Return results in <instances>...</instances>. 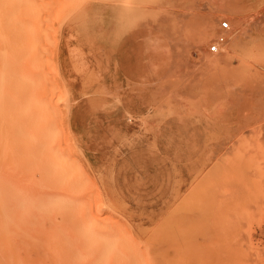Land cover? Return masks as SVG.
I'll return each mask as SVG.
<instances>
[{
  "label": "rangeland",
  "instance_id": "374dc122",
  "mask_svg": "<svg viewBox=\"0 0 264 264\" xmlns=\"http://www.w3.org/2000/svg\"><path fill=\"white\" fill-rule=\"evenodd\" d=\"M28 1L35 9L50 1L59 15L45 6L51 19L42 17L45 8L29 16L26 0H0V264H264V0ZM36 18L51 25L49 45ZM27 19L48 67L31 52ZM223 20L226 45L210 53ZM40 41L51 48L41 51ZM44 95L58 109L59 134L48 131L45 109L54 107L39 106ZM245 123L242 139L237 128ZM49 150L53 163L68 156V173L73 159L80 172H70L91 188L70 173L60 181ZM73 181L79 189L68 188ZM83 189L97 195L87 201H97L104 218L122 225L121 236L114 232L121 241L101 235L114 250L105 237L95 243L100 232L89 236L79 212L88 217L93 208L83 209ZM73 192L82 206L68 201Z\"/></svg>",
  "mask_w": 264,
  "mask_h": 264
},
{
  "label": "bare ground",
  "instance_id": "6f19581e",
  "mask_svg": "<svg viewBox=\"0 0 264 264\" xmlns=\"http://www.w3.org/2000/svg\"><path fill=\"white\" fill-rule=\"evenodd\" d=\"M14 1H15V0H14ZM23 1H25V0H23ZM34 1H36V0H34ZM37 1H38V0H37ZM44 1H45V0H44ZM47 1H48V0H47ZM47 1H46V2H47ZM52 1H53L54 3H56V4L59 3L58 0H56V1H55V0H51V2H52ZM59 1H60V0H59ZM66 1H67V0H66ZM66 1H64V2H66ZM136 1H138V0H136ZM146 1H147V0H146ZM17 2H18V0H17ZM21 2H22V0H20L18 3H20L21 6H22V5L24 6V4H22V3H24V2H22V3H21ZM28 2H29V1L26 0V3H28ZM38 2H39V3H37V2H36V3H37V6L39 7L41 4H40V1H38ZM57 2H58V3H57ZM26 3H25V4H26ZM41 3H42V6H43L44 3H43L42 1H41ZM47 3H49L48 6L46 5ZM47 3H45L46 8H47V7H48V8L51 7V8H49V9H52L51 11L55 10L54 8H56V11H55V12H57V14L54 13L53 15H57V16H58V15H59V14H58L59 11L57 10V7H56L57 5H56V6H52V5L50 6V1L47 2ZM66 3H67V2H66ZM69 3H73V1L71 0ZM8 4H9V3H8ZM20 4H19V5H20ZM28 4H29V5H32L30 2H29ZM28 4H26V9H27V5H28ZM6 5H7V4H6ZM29 5H28V7H29ZM60 5H62V4H60ZM67 5H68V4H67ZM69 5H70V4H69ZM42 6H40L39 9L36 8V9H37V10H36V9L34 8V6L32 5L30 8H28L29 10L27 9V11H28L27 13H29L28 15L31 16L30 12H31L32 14H35V13H33L34 9H35L34 12H37L38 10L44 9L45 6H44V7H42ZM63 6H64V5H63ZM63 6H62V7H63ZM41 7H42V8H41ZM52 7H54V8H52ZM21 8H22V7H21ZM21 8H20V9H21ZM31 8H32L33 11L31 10ZM33 8H34V9H33ZM46 8H45L44 12H43V10H42V11H38L40 14H41V12H43V13H42V17H43V14H46L45 11L47 12L46 15H48V13L50 12V10H47L48 8H47V9H46ZM12 9H13V8H12ZM14 9H16V8L14 7ZM23 9H24V8H23ZM23 9H21V10H23ZM24 10H25V9H24ZM30 10H31V11H30ZM38 12H37V14H38ZM60 12H61V11H60ZM24 13L26 14V12H24ZM24 13H23V15H24ZM62 13H63V12H62ZM40 14H39V16H40ZM51 14H52V13H51ZM19 15H20V14H19ZM26 15H27V14H26ZM28 15H27V16H28ZM46 15H45V16H46ZM53 15H50V14H49L48 17L51 16V17H49V18L51 19ZM66 15H68V14H66ZM27 16H25V17H27ZM36 16H37V15H36ZM36 16H35V17H36ZM45 16H44L43 18L46 19ZM2 17H3V16H2ZM35 17H34V18H35ZM48 17H47V21H49V20H48ZM54 17H56V16H54ZM54 17H53V18H54ZM27 18H28V17H27ZM40 18H41V16H40ZM56 18H57V17H56ZM65 18H66V17H65ZM25 19H26V18H25ZM25 19H24V20H25ZM31 19L33 20L32 17H31ZM36 19H37V18H36ZM37 20H38V22H39V21H40V22L43 21V24H42V25H44V20H43V19H41L42 21L39 20V19H37ZM55 20H56V19H55ZM209 20H210V19H209ZM4 21H5V20H4ZM35 21H36V20H35ZM207 21H208V20H207ZM210 21H211V20H210ZM29 22H30V21H29ZM38 22H36L37 25H38V26L41 25V23H38ZM36 23H35V24H36ZM49 23H50V22H49ZM46 24H48V23H46ZM46 24H45V25H46ZM60 24H61V22H60ZM21 25H25V24L22 23ZM31 25H32V24H31ZM31 25L28 24V19H27V28H26V29H28V31H29L30 29H31V31H32V28H30V29L28 28V26L32 27ZM45 25H44V26H45ZM48 25H50V24H48ZM48 25L45 26L46 29H45L44 27H42V28H44L45 30L42 29L41 26H39V27H40L39 30L42 29L43 31H42L41 33H39V34L36 33V34L39 35V37H40V35H41V38H42V39H43V37H44L45 40H47V39L49 38V36L52 35L51 32H53V31H50V33H51L50 35H48L49 33L46 32V33H47L46 36L48 35V38L45 37L44 31L49 30V29H48V27H49ZM35 26H36V25H35ZM35 26H34L33 28H35ZM50 26H51V25H50ZM54 26H55V25H54ZM57 26H58V25H57ZM59 26H60V25H59ZM209 26H210V25H209ZM205 28H207V26H206ZM10 29H11V28H10ZM56 29H57V28H56ZM37 30H38V29H37V27H36L35 32H37ZM50 30H51V29H50ZM18 31H19V30H18ZM20 31H21V30H20ZM25 31H26V30H25ZM31 31H29V34H28V35L31 34ZM33 32H34V31H33ZM33 32H32V36H34ZM39 32H40V31H39ZM48 32H49V31H48ZM7 34H8V33H7ZM36 34H35V36H36ZM26 35H27V33H26ZM42 35H44V36H42ZM1 37H2V34H1ZM36 37H37V36H36ZM39 37H38V38H39ZM30 38L32 39L30 42H32L33 45H32L31 43H30V44H31L32 46H34V47L31 48V52H33L34 55L36 54L35 58L38 57V58H36V59H39L44 53H41L39 50H35V48H36V49H41V46L39 45V43H38V41L36 40V38L34 39V37H31V35H30ZM38 38H37V39H38ZM41 38H40L39 40H41ZM33 40H35V41H33ZM51 40H52V39L49 38V41H48V40L46 41L47 44H48V42H50ZM2 41H3V40H1V42H2ZM43 41H44V40H43ZM46 42L41 43V41H40L41 45H42V46L44 45L43 50H41V51H47V48H49V47L51 46V45H50L49 47H47ZM201 42H202V40H201ZM3 44H4V43H3ZM35 44H36V45H35ZM49 44H50V43H49ZM49 44H48V45H49ZM52 44H53V43H52ZM1 45H2V44H0V47H1ZM37 45H39V46H38L39 48L37 47ZM45 45H46V46H45ZM2 47H3L2 51H4V48H5L4 45H2ZM2 47H1V48H2ZM45 47H47L46 50H44ZM50 48H51V47H50ZM27 49H28V48H27ZM48 50H49V49H48ZM2 51L0 50L1 53H2ZM35 51H36V52H35ZM34 52H35V53H34ZM39 52H40V53H39ZM38 53H39V55H37ZM46 53H47V52H46ZM49 53H50V52H49ZM21 54H22V52H21ZM41 54H42V55H41ZM47 55H48V53H47ZM1 56H2V55H1ZM22 56H23V55H22ZM31 56H32V55H31ZM39 56H40V57H39ZM49 56H50V55L47 56V59H49V58H48ZM32 57H33V56H32ZM45 57H46V55H44L42 58L44 59ZM0 58H1V57H0ZM2 58H3V57H2ZM2 58H1V60H2ZM42 58H40V61H39L40 63H41L42 61H45V60H46V58H45V60H42ZM36 59H35L34 61H32L31 63L35 62ZM0 62H2V61H0ZM36 62H37V61H36ZM46 62H49V61L46 60ZM46 62H45V63H46ZM40 63H39V65H40ZM42 63L44 64V62H42ZM27 65H28V63H27ZM34 65H35V63H34ZM34 65H33V67H35ZM37 65H38V64H37ZM49 65H50V62H49V64L46 63V66H47V67H48ZM1 66H3V62H2V64H1ZM1 66H0V67H1ZM31 67H32V66H31ZM37 67H38V66H37ZM39 67H41V66H39ZM39 67H38V69L40 70ZM43 67L45 68L44 65H43ZM47 67H46V68H47ZM1 68H3V67H1ZM28 68H29V67H28ZM46 68H45V69H46ZM35 69H36V67H35ZM35 69H34V71H35ZM42 69H43V68H42ZM48 69H50V68H48ZM36 70H37V69H36ZM51 70H52V69H51ZM51 70H50V71H51ZM3 72H5V71H3ZM37 72H38V71H37ZM40 72H42V70H41ZM40 72H39V73H40ZM43 72H45V70H43ZM43 72H42V73H43ZM46 72H47V71H46ZM46 72L43 73V74L41 73L43 76L40 74V75H41L40 79H41L42 77H43V78H46V77L48 76V75H47L48 73L46 74ZM51 72H52V71H51ZM28 73H29V72H28ZM54 73H55V72H54ZM35 74H36V76L39 78L38 74H37V73H35ZM35 74H33V75H35ZM20 75H21V74H20ZM29 75H30V74H29ZM29 75H28V76H29ZM45 75H47V76H45ZM28 76L26 77V75H25L24 77H26V78L28 79ZM30 76H31V75H30ZM0 77H1V71H0ZM20 77H21V76H20ZM22 77H23V76H22ZM49 77L51 78V75H50ZM26 78L24 79L25 81H27ZM34 78H35V76H34ZM38 78H37V79H38ZM43 78H42V79H43ZM30 79H31V78H30ZM37 79H35V80H37ZM47 79H48V78H47ZM51 79H53V78H51ZM48 80H49V79H48ZM0 81H1V80H0ZM28 81H29V79H28ZM42 81H43V83H44L46 80L44 81V79H43ZM46 82H50V80H49V81H46ZM52 82L54 83V81H52ZM0 83H1V82H0ZM28 83H32V85H33L32 87H34V84H33V82H31V80H30ZM28 83H26V84H28ZM53 83H52V84H53ZM49 84H51V83H49ZM52 84H51L50 86H52ZM0 85H1V84H0ZM37 85H38V84H37ZM39 85H40V84H39ZM30 86H31V85H30ZM45 86H46V85H45ZM48 86H49V85H48ZM48 86L44 87V89L46 90ZM25 87H26V86H25ZM27 89H28V88H27ZM48 89L50 90L51 88L48 87ZM32 90H33V89H32ZM49 90H46V91H49ZM57 90H58V89H57ZM18 92H19V91H18ZM13 93H15V92L12 91V94H13ZM19 93H20V95H23V94H21V93H22L21 91H20ZM45 94H46V93H45ZM49 94H52L51 91H50V93L47 92L46 95H49ZM15 95H16V94H15ZM46 95H44V96L46 97ZM54 95H55V94H54ZM54 95H53V96H54ZM12 96H13V95H12ZM25 96H26V95H25ZM31 96H32V95H31ZM31 96H30V97H31ZM36 97H37V96H36ZM25 98H26V97H25ZM37 98H38V97H37ZM42 98H43V97H42ZM42 98H41V99H42ZM53 98H54V97H53ZM57 98H58V97H57ZM57 98H56V101H57ZM59 98H60V97H59ZM29 99H30V98H29ZM41 99H39V104H40V102H41V105H39L40 107H41L42 105H44V104H45L44 106H47L48 103L46 104V101H45L46 99H47L48 102H50V100H49V96H47L45 99L43 98V99H44V100L42 99L43 101H41ZM61 99H62V98H60V100H61ZM52 100H53V99H52ZM52 100H51V101H52ZM20 101L22 102V100H20ZM53 101H55V100H53ZM58 101H59V99H58ZM43 102H45V103H43ZM16 103H17V102H16ZM29 103H30V102H29ZM51 104H52V105H51ZM22 105H23V104H22ZM33 105L35 106L36 104H33ZM53 105H54L53 103H50V104H49V107H54L53 110H51V108H49L48 106H47V107L49 108L48 110H46L47 108L45 109V107H44V108L42 107L43 109H42V108H40V109H42V111H44V109H45V113H46V111H47V112H49V115H50V113H51V117H50V118H51V120H53V121H50V120H49V121L51 122L52 129L54 130L55 133H53V130H51V128H50L51 126H50V127L48 126V127L50 128V130H49L48 127H47V128H48V131H50V132L52 131V132H51V135H53V134L56 135V132L59 131V132H58V134H59V133H60V130H59L58 127H57L58 125H57V124H54V123H55V122H54V121H55L54 118H56L55 116H56L57 113H59V112L56 111V110H58V109H55V106H53ZM36 106H37V105H36ZM39 106H38V109H39ZM30 107H31V109H32L31 112H32L33 110H35V108H33L32 106H30ZM56 108H57V107H56ZM259 108H260V107H259ZM6 109H7V108H6ZM4 110H5V109H4ZM49 110H50V111H49ZM9 112H10V111H9ZM53 112H54V113H53ZM56 112H57V113H56ZM35 113H36V112H35ZM40 113L43 114L44 112H40ZM12 114H13V113H12ZM53 114H54V115L56 114V115L53 117ZM13 115H14V114H13ZM33 115H34V114H33ZM36 115H37V114H36ZM46 115H47V114H46ZM39 117H40V116H39ZM48 117H49V116H48ZM249 117H251V115H250ZM35 119H36V118H35ZM44 119H45V118H44ZM56 119H58V117H57ZM45 120H47V119H45ZM242 120H243V119H242ZM248 120H249V118H248ZM57 121H58V120H57ZM37 123H38V122H37ZM44 123H45V122H44ZM52 123L54 124L55 127H57V129H55V127L52 125ZM59 123H60V122H59ZM248 123H249V122H248ZM248 123H245L244 126H240L239 128H237L238 134L240 135V137H241L242 139L244 138V136H243V133H242V130H241V129H242L243 127H246V125H247V127H248V126H249ZM45 124H46V125H47V124L50 125V123H48V122H46ZM56 125H57V126H56ZM41 127H42V125H41ZM43 127H44V126H43ZM45 127H46V126H45ZM8 128H10V127H8ZM35 128H36V127H35ZM47 128H46V129H47ZM0 129H1V126H0ZM39 129H41V128H39ZM46 129H43V131H46ZM41 130H42V129H41ZM56 130H58V131H56ZM248 130H249V129H247V131H248ZM2 131H4V129H3ZM43 131H42V132H43ZM48 131H47V132H44V133H49ZM61 131H63V130H61ZM251 131H252V129H251ZM0 132H1V131H0ZM40 133H41V131H40ZM40 133H39V134H40ZM44 133H42V134H44ZM42 134H41V135H42ZM61 134H62V132H61ZM61 134H60V135H61ZM1 135H2V134H1ZM1 135H0V137H1ZM44 136H46V135H44ZM62 136H64V135H62ZM41 137H43V135H42ZM41 137H40V138H41ZM47 137H49V136H47ZM47 137H45V138L48 139ZM58 137H59V136H58ZM60 137H61V136H60ZM64 137H65V136H64ZM45 138H44V140H45ZM9 139H10V138H9ZM49 139H50V137H49ZM49 139H48V141H49ZM58 139H59V138H58ZM63 139H64V138H63ZM50 140H51V139H50ZM59 140H60V139H59ZM248 140H250V139H248ZM10 141H12V139H10ZM35 141H36V140H35ZM48 141L46 140L47 144H48ZM60 141L62 142V138H61ZM60 141H59V142H60ZM37 142H38V141H37ZM66 142H67V141H66ZM62 143H64V140H63ZM43 144H44V143H43V141H42V145H43ZM58 145H59V144H58ZM62 145H63V144H62ZM65 145H67V144H64L65 149H62L61 144H60V146L55 147V148H59V149H61V150H63V151L65 150L64 152L62 151V153H59V155H60V154L63 155V154L66 153V146H65ZM231 145H232V144H231ZM231 145H230V146H231ZM9 146H10V145H9ZM45 147H46V146H45ZM49 147H50V146H49ZM49 147H48V149H49ZM55 148H54V149H55ZM226 148H227V147H226ZM21 149H22V148H21ZM50 149H53V147L50 148ZM4 150H5V149H4ZM37 150H38V149H37ZM61 150H60V152H61ZM23 151H24V150H23ZM49 151H50V150H49ZM52 151H53V153H52ZM52 151H50L48 154H46L47 156H48V155L50 156V161H51V160H56V159H53V157H56V156H54V154H55V151H57V150L55 149V151H54V150H52ZM13 152H14V151H13ZM58 152H59V151H58ZM58 152H56V154H57ZM67 153H68V149H67ZM67 153H66V155H67ZM51 154H52V156H53L52 159H51ZM7 155H8V153H7ZM16 155H17V154H16ZM59 155L57 154V156H58V157H57V160H60L59 158H61ZM62 155H61V156H62ZM66 155H65V156H66ZM68 155H69V154H68ZM11 156H12V155H11ZM49 156H48V157H49ZM78 156H79V155H78ZM27 157H28V156H27ZM62 157H63V158L61 159V161H64V162H63V165L60 164L61 161H60V162L55 161L54 163H53V161H51L52 165L55 164V165L58 166V168L60 167V169H59L60 172L57 171V172L59 173L57 176L60 177V176L63 175V178H64V175H67V179H70V178H68V175H69V173H70V174H72L71 177L73 176V179H76V181L78 180V181H77L78 186L80 185V183H81L80 186L84 185V184H83V183H85V182H84V179H83V180L80 179L79 176H78L79 174H78V175H75L76 172H75V173H72L73 171H77V173H79L80 171H78V168H79V170H80V167H79L78 165H77L78 167H76V165H74V164H76V163H74L75 161L73 162V165H72V160H73V159H70V157H69V159H70V161H71V162H70V163H71V166H70V164H69L70 167H69V169H68V170H69V173H68V171H67V169H66L67 166H68L67 163H69V162H68V156H66V158H65V160L67 159V162L64 160V156H62ZM73 158H74V157H73ZM13 159H14V158H13ZM34 159H35V157H34ZM48 160H49V159H48ZM74 160H75V159H74ZM80 160H81V159H80ZM15 161H16V160H15ZM15 161H14V162H15ZM65 162H66V164H67V165H65L66 167H64V163H65ZM76 162H77V161H76ZM28 164H29V163H28ZM58 164L61 165V166H59ZM83 164H84V163H83ZM79 165H80V164H79ZM57 166H56V167H57ZM61 167H62L63 169H61ZM71 167H75V168H71ZM83 167H84V166H83ZM20 168H21V167H20ZM84 168H85V167H84ZM22 169H23V168H22ZM22 169H21V171H23ZM47 169H49V168H47ZM71 169H72V172H70ZM75 169H77V170H75ZM62 170L65 171L64 173L67 172V174H63V171H62ZM84 170H85V169H84ZM26 171H27V170H26ZM24 172H25V171H24ZM85 172H86V171H85ZM87 172H88V171H87ZM54 173H55V172H54ZM77 173H76V174H77ZM88 173H89V172H88ZM23 174H24V173H23ZM30 174H31V173H29V175H30ZM60 174H61V175H60ZM73 174H74V175H73ZM89 174H90V173H89ZM89 174H88V175H89ZM53 175H54V174H53ZM55 175H56V174H55ZM55 175H54V176H55ZM80 175H81V174H80ZM74 176H75V177H74ZM69 177H70V176H69ZM85 177H86V176H85ZM93 177H94V175H93ZM60 178H61V177H60ZM81 178H82V177H81ZM91 178H92V177H91ZM30 179H31V178H30ZM94 179H95V178H94ZM79 180H80V183H78ZM60 181H62V178H61ZM60 181H57V183L60 182ZM8 182H9V181H8ZM45 182H46V181H45ZM69 182H70V181H69ZM69 182H68V184H69ZM95 182H96V181H95ZM50 183H52L51 180H50ZM65 183H66V182H65ZM73 183H74V184H73ZM75 183H76V182H74V181L71 182V185H73V186H68V188H69V187H74V186H76V188H75V187H74V188H75L76 190L79 189L78 186H77V184L75 185ZM29 184H30V183H29ZM45 184H46V183H45ZM59 185H60V184H59ZM69 185H70V184H69ZM3 186H4V185H3ZM29 186H31V185H29ZM80 186H79V187H80ZM91 186H93V183H92ZM96 186H98V185H96ZM22 187H23V186H22ZM22 187H21V188H22ZM82 187H83V188L86 187V189H88V188L90 189V188H91V187H87V184H86V183H85V186H82ZM10 188H11V187H10ZM31 188H32V186H31ZM68 188H67V190H68ZM74 188H73V189H74ZM93 188H94V186L92 187L91 191L93 190ZM98 188H100V187H98ZM98 188H97V190H98ZM114 188H115V187H114ZM28 189H29V188H28ZM75 189H74V190H75ZM89 189H88V190H89ZM94 189H95V188H94ZM20 190H21V189H19L18 191H20ZM22 190H23V189H22ZM24 190H25V189H24ZM74 190H73V191H74ZM76 190H75V191H76ZM88 190H87V191H88ZM14 191H17V190H14ZM25 191H26V190H25ZM27 191H28V190H27ZM47 191L49 192L50 190L47 189ZM53 191H54V190H53ZM80 191H82L81 188H80ZM80 191L78 190V192H80ZM83 191H85V190L83 189ZM87 191H85V193L82 192L83 195L85 194V195H84V198H82V200H83V199H86V200H83V202H84V203L86 202V204H83V202H82L81 199H77L78 201L81 200V201H79L78 204H79V206H80V205L82 206V204H83V209L86 208V207H88V208H86V209H87L86 211L90 210L89 207L92 205V203L94 204V200H93L92 203L88 202L87 200L90 201V200H92V199H95V198L92 197V195H89V194H93V193H88V196H89V198H90V199H89V198L87 197V195H86V194H87ZM50 192H51V194H52V191H50ZM64 192H65V191H64ZM64 192H63V193H64ZM70 192H71V190H70ZM78 192H77V193H78ZM89 192H90V191H89ZM93 192H96V191H93ZM14 193H17V192H14ZM30 193H31V191H30ZM56 193H57V192H54V194H55L56 197H57V195H59V196L61 195V194H58V193H57V195H56ZM77 193H76V194H77ZM80 193H81V192H80ZM24 194H25V192H24ZM54 194H52V195H54ZM71 194H72V192H71ZM71 194H69V195H70V196H74V195H75V198H74V197H71V198H73V199H71V198L69 199V198H68L69 200H68V199H67V200L70 202V204L76 206V204H77V200H76V198H78V196L76 197V194H75L74 192H73V195H71ZM52 195L49 194V198H50V196H52ZM105 195H106V194H105ZM55 196H54V197H55ZM59 196H58V198L61 199V196H62V195H61L60 197H59ZM64 196L66 197V195H64ZM81 196H82V194H81ZM81 196H79V198H80ZM93 196H94V194H93ZM96 196H97V195H95L94 197H96ZM118 196H119V195H118ZM34 197H36V196H34ZM47 197H48V196H47ZM62 197H63V196H62ZM82 197H83V196H82ZM66 198H67V197H66ZM91 198H92V199H91ZM52 199H53V198H52ZM55 199H56L57 201H59L60 203H62V200H63V199H61V200H58L57 198H55ZM96 199H97V197H96ZM121 199H122V198H121ZM71 200H72V202H71ZM73 200H74V201H73ZM75 200H76V204H75ZM10 201H11V200H10ZM13 201H14V200H13ZM21 201H24V200H21ZM32 201H33V200H32ZM53 201H54V200H53ZM19 202H20V201H19ZM35 202H36V200H35ZM51 202H52V200H51ZM69 202H68V203H69ZM81 202H82V203H81ZM87 202H88V203H87ZM95 202H96V204H97V201H95ZM3 203H4V202H3ZM36 203H37V202H36ZM73 203H74V204H73ZM80 203H81V204H80ZM98 203H99V202H98ZM100 203H101V202H100ZM0 204H1V202H0ZM15 204H16V203H15ZM47 204H49V203H47ZM56 204H57V203H56ZM96 204H95V205H92V208H93L92 211H93V212H92V211H89V212H88V214H89L88 217H87V215L84 214V213H86L85 210H83V209L81 208V210L84 211V212H83V211L77 209L78 211H81V212H79V213H80L79 215H82V216H80V218H81V220H83V222H84L85 218H86V221H87L88 218H90V222H89V220H88L89 223L86 222V221H85L86 223L84 222L85 225H86V224L89 225V226L87 225V227H91V229L89 228V229H90L89 231L92 230V232L89 233V231H88V233L90 234L89 236H92V233H98V234H99V232L101 233L100 235H97V236H96V239L93 237V239L95 240V243H96V244H97L98 241H99V243H100V242L102 241L101 238H104L107 234L110 235V237H108V236H109V235H108L107 238H111V239H113V237L116 236L117 238L115 237V242H116L117 240H118V241H121V239L118 237V236H121V233H120V234H118V233H119L120 231L122 232V230H121L122 225H121V224H120L121 226L118 225V223H117L118 220L116 221V220H111V219H109V218L111 217V215H110V217L108 216L109 218H104L105 216L103 217V214H101V212L99 211V210H101V209L97 208V207H96ZM127 204H128V203H127ZM49 205H50V204H49ZM49 205H46V206L49 207ZM66 205H67V204H66ZM85 205H87V206H85ZM36 206H37V204H36ZM40 206H42V205H39L37 209H40V208H41ZM44 206H45V205H44ZM44 206H42V209L44 208ZM50 206H51V205H50ZM54 206H55V205H54ZM54 206H51L50 208H53ZM79 206H78V207H79ZM101 206H102V205H101ZM104 206H105V204H104ZM28 207H29V206H28ZM31 207H33V206H31ZM39 207H40V208H39ZM72 207H73V206H72ZM72 207H71L70 209H72ZM102 207H103V206H102ZM113 207H114V206H113ZM55 208H57V207H55ZM55 208H54V209H55ZM68 208H69V207H68ZM74 208H75V207H74ZM79 208H80V207H79ZM96 208L98 209L99 214L102 215V216H100V217H101L100 219L102 220V218H103V220H102L103 222L100 221V219H99V221H97V219L99 218V216H98V217L96 216V218H95V215L98 214V213L96 214V212H97V211H96V210H97ZM35 209H36V208H35ZM42 209H40V210H42ZM45 209H46V207H45ZM47 209H48V208H47ZM54 209H53V210H54ZM75 209H76V208H75ZM94 209H95V211H94ZM50 210H51V209H50ZM68 210H69V209H68ZM125 210H126V209H125ZM46 211H47V210H46ZM14 212H15V211H14ZM74 212H75V210H74ZM82 212H83V213H82ZM91 212H92V213H91ZM94 212H95V213H94ZM0 213H1L0 215L2 216V213H3V212H1V210H0ZM47 213H48V212H47ZM56 213H57V212H56ZM68 213H69V212H68ZM93 213H94L95 215H94ZM114 213H115V212H114ZM91 214L94 216V217H93L94 219L91 218V216H90ZM3 215H4V214H3ZM77 215H78V214H77ZM104 215H105V212H104ZM129 215H130V214H129ZM135 215H136V214H135ZM17 216H18V215H17ZM70 216H72V214H71ZM106 216H107V215H106ZM136 216H137V215H136ZM147 217H148V216H147ZM5 218H6V216H5ZM17 218H18V217H17ZM54 218H55V215H54ZM82 218H83V219H82ZM138 218H139V217H138ZM6 219H7V218H6ZM18 219H19V218H18ZM91 219H93V222L96 223V224H94V223L92 224ZM107 219H108L107 224H109V226H108L107 229H106V227H105V224H106V223H105V220H107ZM123 219H125V218H123ZM2 220H3V219L1 218L2 225L4 226ZM59 220H60V219H59ZM95 220H96V221H95ZM110 220H111L112 222H111ZM132 220H133V219H132ZM136 220H137V219H136ZM114 221H115L116 223H113ZM125 221H126V219H125ZM9 222H10V221H9ZM55 222H56V221H55ZM57 222H58V221H57ZM77 222H78V221H77ZM126 222H127V221H126ZM136 222H137V221H136ZM24 223H25V222H24ZM78 223H79V222H78ZM78 223H77V224H78ZM90 223H91V226H90ZM97 223H101V224H104V223H105V224H104L103 226H101V225H99V224H97ZM110 223H111V225H110ZM112 223H113L115 226L112 225ZM7 224H8V223H7ZM84 224L82 223V226H84ZM107 224H106V225H107ZM78 225H79V224H78ZM94 225H96V227L98 226L97 229H99V228H101V229H99V231H98L95 227H93V228H95V230H93V229H92V226H94ZM25 226H26V225H25ZM82 226H81V227H82ZM110 226H112L113 228H111ZM117 226H118V227H117ZM1 227H2V226H1ZM84 227H85V226H84ZM87 227H85V228L87 229ZM102 227H104V228L106 229V231H105V229H103ZM115 227H116V228H115ZM138 227H139V226H138ZM149 227H150V226H149ZM2 228H3V227H2ZM5 228H6V227H5ZM26 228H27V226H26ZM77 228H78V227H77ZM85 228H84V229H85ZM110 228H111V229H110ZM131 228H132V227H131ZM102 229H103V230H102ZM108 229H109V230H108ZM115 229H116V230H119V231L117 232V231H115ZM122 229H123V227H122ZM100 230H101V231H100ZM3 231H5V229H3ZM47 231H49V230L47 229ZM97 231H98V232H97ZM103 231L106 232V233H104ZM107 231H110V233L107 232ZM102 232H103L104 234H103ZM111 232H112V233H114V232L117 233L118 236H117V234L115 235V233H114L113 236H112V233H111ZM123 232H124V231H123ZM130 232H131V231H130ZM134 232H135V231H134ZM4 233H6V231H5ZM105 234H106V235H105ZM130 234H131V233H130ZM101 235H105V236H101ZM126 235H127V234H126ZM132 235H133V234H132ZM94 236H95V235H94ZM99 236H100L101 238L97 239V237H99ZM122 236H123V235H122ZM129 236H130V235H129ZM81 237H82V235H81ZM132 237H134V236H132ZM6 238H7V237H6ZM51 238H52V237H51ZM90 238H92V237H90ZM118 238H119L120 240H119ZM122 238H123V237H122ZM32 239L34 240V238H32ZM52 239H53V238H52ZM100 239H101V241H100ZM126 239H127V238H126ZM126 239H124V240H126ZM128 239H129V240H133V239H131V238H129V237H128ZM13 240H14V239H13ZM78 240H79V239H78ZM85 240H86V239H85ZM94 240H93V241H94ZM104 240H107V242H105ZM104 240H103L104 243H107L106 245H108L107 248H109V246H110V249H111V250H114V249H112V247L115 246V245H114L115 242H112L110 239H106V237L104 238ZM108 240H109V244H108ZM134 240L136 241V239H134ZM8 241H9V240H8V238H7V242H8ZM80 241H81V240H80ZM96 241H97V242H96ZM103 241H102L101 243H103ZM110 241H111L112 243H111ZM122 241H123V239H122ZM142 241H143V240H142ZM82 242H83V241H82ZM127 242H128V241H127ZM130 242H131V241H130ZM132 242H133V241H132ZM143 242H144V241H143ZM8 243H9V242H8ZM39 243H40V242H39ZM61 243H62V242H61ZM95 243H94V245H96ZM104 243H103V244H104ZM110 243L113 244L112 247H111V244H110ZM120 243H121V242H120ZM120 243H118V244L120 245ZM133 243H134V242H133ZM41 244H42V243H41ZM56 244H57V243H56ZM56 244H55V245H56ZM103 244H102V246L100 245L101 248L103 249V250L101 249V250H102V253H103L102 255H104V253H105L104 251H106L105 248H104L106 245L104 246ZM138 244H139V243H138ZM138 244L136 243V245H138ZM92 245H93V244H92ZM132 245H133V244H132ZM9 246H10V244H9ZM96 246H97V245H96ZM121 246H123V245H121ZM143 246H144V245H143ZM58 247H59V246H58ZM78 247H80V246H78ZM126 247H127V246H126ZM9 248H10V249H9ZM107 248H106V249H107ZM114 248H115V247H114ZM135 248H136V247H135ZM138 248H139V246H138ZM140 248H141V247H140ZM140 248H139V249H140ZM7 249L11 251V246L8 247ZM81 249H82V247H81ZM98 249H99V248H98ZM127 249H128V248H127ZM132 249H134V247H133ZM47 250H49V249H47ZM96 250H97V249H96ZM101 250H100V251H101ZM111 250H109V251H111ZM128 250H130L131 253H134L131 249H128ZM134 250H135V249H134ZM141 250H142V248H141ZM100 251H99V252H100ZM11 252H12V251H11ZM130 252H129V253H130ZM138 252H140V251H138ZM141 252H142V251H141ZM50 253H51V250H50ZM100 253H101V252H100ZM108 253L111 254V252H108V251H107V254H108ZM131 253H130V254H131ZM135 254H137V253L135 252ZM139 254H140V253H139ZM142 255H144V254L142 253ZM115 256H116V255H115ZM135 256H136V255H135ZM132 257H133V254H132ZM143 257H144V256H143ZM146 257H147V256H146ZM146 257H144V258H146ZM103 258H105V257H103ZM103 258H102V259H103ZM133 258H136V257H133ZM144 258H143V259H144ZM146 259H147V258H146ZM130 260H131V259H130ZM135 260H136V259H135ZM23 261H24V260H23ZM55 261H56V259H55ZM136 262H137V261H136ZM138 263H140V262H138ZM149 263H150V262H149ZM146 264H148L147 261H146Z\"/></svg>",
  "mask_w": 264,
  "mask_h": 264
},
{
  "label": "built area",
  "instance_id": "2783aa9c",
  "mask_svg": "<svg viewBox=\"0 0 264 264\" xmlns=\"http://www.w3.org/2000/svg\"><path fill=\"white\" fill-rule=\"evenodd\" d=\"M219 27L223 33H220L216 39L211 42L208 46V51L210 53H218L220 50L224 49L226 45V34L229 31V23L226 20L220 22Z\"/></svg>",
  "mask_w": 264,
  "mask_h": 264
}]
</instances>
